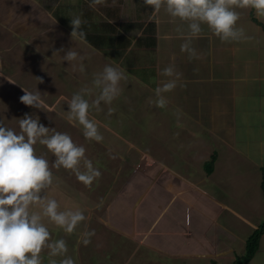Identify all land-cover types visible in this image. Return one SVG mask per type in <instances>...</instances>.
<instances>
[{
	"label": "rangeland",
	"instance_id": "obj_1",
	"mask_svg": "<svg viewBox=\"0 0 264 264\" xmlns=\"http://www.w3.org/2000/svg\"><path fill=\"white\" fill-rule=\"evenodd\" d=\"M81 3V0H35L34 4H30V0H0V123L19 132L18 119L25 114L39 117L41 124L58 132H66L76 144L83 145L86 157L102 173L91 187H85L69 170L62 167L52 169L53 184L45 192L47 197L56 199L61 211L79 208L86 217L72 234L65 233L63 229L45 219L44 223L51 233L52 241L66 240V255L72 257L75 264H211L203 259L172 258L141 244L148 243L150 239L154 244V235L150 238L126 236L127 234L123 233L130 230L132 232L133 227L125 222L121 213L124 199L121 198L122 201L119 200L114 208H109V204L119 198L117 195L127 183L126 178L134 170L136 180L147 184L152 182L151 194L154 196L160 195L166 203L180 198V192L178 195L173 186L164 185L165 182L161 180H158L159 183L153 182L154 173L142 166L149 161L148 153H152L166 160L174 159L175 166L192 175L191 179L198 186L202 185L203 181L216 184L222 178L228 182V185L222 182L220 190L215 185L209 189L214 194L221 192V198L226 205L236 210V214L226 210L219 217V223L226 222V230L220 228L221 226L215 230V236L220 237L218 249L229 248L223 255L219 254L217 264H233L245 252L244 240L264 219V198L260 188V166L264 164L258 165L259 154L264 155V152H260L264 151V146L258 148V142L253 139V136L258 134H252V131L257 130L263 135V127H259L257 123L256 126L251 125L242 131L235 127L234 133L230 125H227L229 123H219L221 120L226 121L225 117L219 116L217 123L223 126L210 132L203 129L196 117H192L194 120L190 122L188 131H185L177 127L186 124L183 120L186 116L171 113L172 110L170 111L168 106L165 111L169 114L160 117L161 111L154 103L155 93L141 90L140 94L134 96V86L131 82L134 72L121 67L117 58L113 57L114 54H100L90 44L85 43V40L78 36L71 37V19L80 18ZM52 12L61 14L60 18L55 19ZM77 40L83 43L79 47L72 44V41L77 44ZM61 49L63 51H60ZM69 49L76 51L84 59L66 61L64 56ZM81 63L84 66L83 72L77 68ZM105 65H119L129 81H120L121 94L110 105L101 102V111L90 109V118L99 122V131L103 136L101 142H96L84 137L82 126L66 119L67 104L61 97L70 99L81 88H92L95 75L100 73ZM38 80L43 82L39 83ZM149 81H152V78ZM139 86L142 88L143 84ZM22 89L30 92L37 89L41 93L43 104L39 109L20 102L19 98L24 94ZM97 94L98 90H94L92 97L85 98L91 100ZM109 108L114 109V112L109 114ZM177 121H180L179 125ZM147 128L153 132L149 134ZM163 134H168L164 137L166 146L159 141ZM217 134H228L231 141H224V136L219 140ZM167 141L174 143L171 145ZM223 141L232 144L227 148ZM189 142L191 145H199L191 148L197 157H193L191 164L182 165L185 162L179 159L181 156H192L187 149L184 153V147L188 146ZM35 149L38 155H44L49 160L50 165L54 162L55 157L45 146L37 143ZM178 152L180 153L176 156ZM223 157L232 160L239 158L240 161L230 160L223 163ZM213 158L210 172L206 170L210 168L206 161ZM228 186L234 189L233 194L225 191ZM110 209L114 210L115 217L111 215L113 211ZM246 216H252L254 224L251 221L248 223L253 224L252 228L247 227V223L241 219ZM92 230L95 235L91 237V243L85 246L82 243V234ZM144 230L143 227L137 228V231ZM137 234L143 235L141 232ZM41 256L43 264H50L52 259L59 262L63 258L51 257L48 249H45ZM258 257H261V254H257L248 264H255Z\"/></svg>",
	"mask_w": 264,
	"mask_h": 264
},
{
	"label": "crops",
	"instance_id": "obj_2",
	"mask_svg": "<svg viewBox=\"0 0 264 264\" xmlns=\"http://www.w3.org/2000/svg\"><path fill=\"white\" fill-rule=\"evenodd\" d=\"M104 1L109 10L107 21L120 29V34L127 38V40L124 39V46L121 49L122 55L117 57L113 55V57L117 58L119 65L126 71H130L131 65L137 70V73L132 74L131 81L134 86L132 89L134 96L137 93L140 94L141 90L154 93L161 80L169 79L160 76L162 69L174 66L177 72L182 73V76L176 89L165 93L164 96L168 101L166 106L170 108V111L172 110L171 113H181L182 117L186 116L185 119L183 117L186 124L177 128L188 131L190 122L194 120L192 117H196L203 129L210 132L223 126L220 125L221 123L224 125L229 123L227 125H230L234 133L235 127H239L242 131L247 130L251 125L256 126V123L264 129V18L257 16L252 9H237L240 12L237 27L243 28L247 37L240 41L222 43L204 26V34L191 41V47L195 49L196 56L189 58L188 53L180 51V45L184 41L178 38L176 30L179 27L186 31V24L178 19L173 20L163 10L154 12L150 6L143 5V0ZM34 3L35 0H30V4ZM30 9L34 10V8ZM52 13L55 19L60 18L61 14ZM100 15L102 16L101 12ZM139 38H141L140 44L136 46L135 41ZM128 40L131 41L129 44ZM152 42L154 46L150 49ZM72 44L79 47L83 43L79 40L77 44L72 41ZM94 49L103 54L100 50ZM63 67L67 69L65 64ZM77 68L80 67L77 66ZM150 78L152 81H149ZM140 84H143L142 88ZM158 109L161 111L160 117L169 114L165 111V107ZM219 116L225 117L226 121L220 119V124L217 123ZM179 124L180 121H177V125ZM147 131L149 134L153 132L149 128ZM254 131L252 134L258 135H254L253 139L258 142L257 146L261 149L264 146V132L262 135L257 130ZM167 136L168 134H163L161 137L156 135L160 137L159 141L164 146H166L164 137ZM223 136L225 137L223 140L227 143L231 141L230 135ZM223 136L217 134L216 137L220 140ZM226 142L224 144L229 148L232 143ZM168 143L172 145L174 142ZM198 146L196 143L191 145L190 142L188 146H183L184 153L187 149L192 156L190 158L181 156L179 159L185 162L182 165L193 162L195 155L191 148ZM260 152L264 151L260 150ZM179 153L175 155L178 156ZM148 157V163L142 166H146V169L154 173L153 182L157 183L161 180L165 182L164 185L173 186L177 194L180 192V198L176 201L172 199L167 203L164 202L160 195L151 194L152 182L147 184L140 182L139 179L136 180L134 176L136 171H132L126 178L127 183L123 186L121 193L117 195L119 198L115 199L113 204H109V208L112 209L121 198L124 199L121 213L125 222L133 228L132 232L130 230L123 234L129 237L137 235L141 238H150L154 235V244L151 243V239L148 242L151 245L139 240L137 242L172 258L203 259L211 264H217L219 254L223 255L229 250V248L218 249L220 237L215 236V230L219 226L226 230L227 226L226 222L221 224L218 219L224 211L231 210L236 214V210L226 205L221 198V192L214 194L209 188L215 185L220 190L222 182L227 185L228 182L222 178L216 184L203 181L202 185L198 186L191 179L192 175L175 166L174 159L166 160L152 153H148ZM221 160L223 163L230 160L240 161L239 158L232 160L228 157H223ZM262 164H264V155L259 154L258 165ZM184 189L187 190L184 191ZM225 191L233 194L234 189L228 186ZM121 204L122 202L120 206ZM111 209L110 211H113L111 215L115 217V212ZM241 219L247 223V227H253L252 216ZM250 221L253 224H248L251 223ZM138 226L145 230L137 231ZM137 232L143 235H138ZM257 254H261V257L256 259L255 264H264V234L255 256Z\"/></svg>",
	"mask_w": 264,
	"mask_h": 264
},
{
	"label": "clouds",
	"instance_id": "obj_3",
	"mask_svg": "<svg viewBox=\"0 0 264 264\" xmlns=\"http://www.w3.org/2000/svg\"><path fill=\"white\" fill-rule=\"evenodd\" d=\"M104 0H92L90 6L103 4ZM144 6H150L154 12L164 11L173 20L178 19L187 25V30L177 28L182 53L189 58L196 56L191 41L204 34V26L218 37L222 43L246 39L244 29L237 27L240 12L237 9H252L256 15L264 18V0H143ZM82 20L71 19V37L85 39L80 31ZM60 51H63L61 49ZM64 59L68 62L80 60L76 51L68 50ZM79 70L84 71L81 63ZM161 80L155 88V106L166 107L168 101L165 93L172 92L178 86L182 73L174 66H168L160 72ZM126 79L124 70L119 65H105L93 80V87L87 86L74 93L70 99L61 97L67 104L66 119L70 123L82 126L83 135L88 140L101 142L103 136L99 131V122L90 118V109L101 111V102L110 105L121 94L120 81ZM42 83V80H38ZM24 94L19 98L25 106L40 108L43 104L41 93L36 89L30 92L22 89ZM94 90L98 94L92 97ZM109 114L114 109L109 108ZM19 132L0 123V264H43L41 253L49 250L51 257H63L50 264H75L67 256L68 246L64 239L52 241L51 233L44 223L45 219L67 234H72L77 226L86 219L83 212L60 210L56 199L48 198L46 190L53 184L52 169L69 170L85 187H91L102 173L94 167L93 162L85 155L83 145L76 144L66 132H58L39 122V117L25 114L18 119ZM45 146L54 157L50 165L44 155L36 153L35 145ZM37 208L38 210H31ZM82 243L87 246L95 231H85Z\"/></svg>",
	"mask_w": 264,
	"mask_h": 264
},
{
	"label": "trees",
	"instance_id": "obj_4",
	"mask_svg": "<svg viewBox=\"0 0 264 264\" xmlns=\"http://www.w3.org/2000/svg\"><path fill=\"white\" fill-rule=\"evenodd\" d=\"M91 3L92 0H82V6L80 10V19L82 17V24L79 30L85 33L84 40L88 44L105 54H114V56L116 57L122 55L121 49L124 46V41L127 40V38L124 35L120 34V29L115 28L114 24L107 21V16L109 15L108 6H106V3L90 6ZM100 12L102 16L100 15ZM139 40H141V38L135 41L136 46H139ZM130 42L131 41L128 40V44ZM153 46L154 45L152 42V45L149 48L152 49ZM129 70L131 72L137 73V70L135 69V67L132 68V65ZM143 72L144 71L142 70V73ZM213 157L215 158V156ZM214 158L206 161V165H210V168H206V170H209L210 172L214 163ZM260 172V188L262 197L264 198V167L260 168ZM263 234L264 219L247 236V238L245 239V252L243 255L239 256L233 264H248L255 256V253L257 252L259 247L260 239Z\"/></svg>",
	"mask_w": 264,
	"mask_h": 264
}]
</instances>
